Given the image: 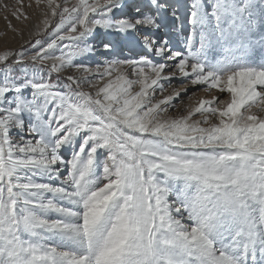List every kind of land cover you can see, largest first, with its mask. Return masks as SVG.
<instances>
[{"label": "snow or ice", "instance_id": "1", "mask_svg": "<svg viewBox=\"0 0 264 264\" xmlns=\"http://www.w3.org/2000/svg\"><path fill=\"white\" fill-rule=\"evenodd\" d=\"M36 4L0 52V264H264V0ZM97 29L163 62L90 66ZM177 77L210 98L173 116Z\"/></svg>", "mask_w": 264, "mask_h": 264}, {"label": "rangeland", "instance_id": "2", "mask_svg": "<svg viewBox=\"0 0 264 264\" xmlns=\"http://www.w3.org/2000/svg\"><path fill=\"white\" fill-rule=\"evenodd\" d=\"M75 2L76 0H68L69 5ZM189 2L190 0H173V3H175L179 8V12L177 13L178 15H181L182 17L184 16L185 5ZM45 10L46 9L43 4L39 6L36 4V0H0V52L5 50H23L28 54H32L34 49L30 47V44L34 43L37 38L34 36V33L37 25H39L40 21L43 19V11ZM167 31V38L170 39V47L172 50H184V43L181 39L182 34L180 33V22L177 21L176 31H173L171 28ZM188 31L189 27L185 22L183 34H187ZM96 33L95 39L90 41V43L95 45L96 51L84 61L90 66H95L98 62L102 63L112 58L138 59L141 54H147L149 58L154 61H161L160 57H155L151 53H146V50L142 48V45L132 44L127 41L122 44H118L114 51L110 50V52L105 53L100 41L114 39V37L106 34L104 30L101 29H97ZM47 38L48 37L46 35L42 34V42L46 41ZM253 55L259 56L261 53L257 49ZM8 63H11V60H9ZM171 63L172 62L169 61V64ZM3 71V67H0V76H2ZM13 73L15 76L22 75L21 69L19 68L14 69ZM55 78L56 77L54 75L53 79ZM185 86L188 88L187 94L182 93L181 97L174 103V106L170 108V115L175 116L182 114L186 106L191 105L194 100L201 97L210 98L209 94L203 91L205 86L190 85L186 80L179 77L172 80L171 85L168 86V90L164 94L167 95L171 93L173 89L179 91ZM189 97H191V99H189Z\"/></svg>", "mask_w": 264, "mask_h": 264}]
</instances>
